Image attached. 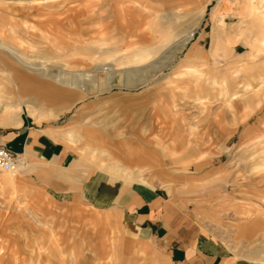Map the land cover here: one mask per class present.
Returning <instances> with one entry per match:
<instances>
[{
	"label": "rangeland",
	"instance_id": "obj_1",
	"mask_svg": "<svg viewBox=\"0 0 264 264\" xmlns=\"http://www.w3.org/2000/svg\"><path fill=\"white\" fill-rule=\"evenodd\" d=\"M15 1L0 4V41L33 63L40 57L53 70L111 68L126 62L120 55L161 46L144 65L115 66L121 74L105 89L90 93L54 121L40 109H22L30 121L47 127L54 141L72 149L86 172L103 171L159 189L195 232L228 249L230 262L264 264V81L257 79L264 75V0H224L217 19L227 33L236 26L241 30L215 45L210 12L218 0H148L149 13L134 7V1L142 0ZM201 5L204 13L191 40L177 50L185 35L178 27ZM165 13L177 17L166 23ZM172 31L177 36L166 42ZM97 46L108 50V56L98 57L99 51L91 50ZM155 61L160 68L135 73ZM95 76L99 83L105 79L102 72ZM10 93L12 100L0 99L6 116L21 112L16 90ZM8 102L12 108H5ZM122 105H129L126 111ZM88 117L124 118L117 132L99 131L102 141L115 143L113 137L121 135L132 142L130 148L150 152L153 138L171 135L182 146L169 154L172 162L166 167L114 165L103 159L107 152L86 148L81 136L92 129L81 119ZM18 158L21 168L16 172L0 171V230L7 216H22L10 222L7 232L20 241L27 236L32 252L27 264H169L152 248L133 255L116 215L82 198L48 192L36 165ZM103 218L107 222L101 226ZM3 234L1 248L8 241V233ZM5 254L8 250L0 249Z\"/></svg>",
	"mask_w": 264,
	"mask_h": 264
},
{
	"label": "crops",
	"instance_id": "obj_2",
	"mask_svg": "<svg viewBox=\"0 0 264 264\" xmlns=\"http://www.w3.org/2000/svg\"><path fill=\"white\" fill-rule=\"evenodd\" d=\"M23 1L16 0L15 2ZM147 1L142 0V3L134 1L133 5L137 10L149 13L151 10ZM2 2L3 0H0V4ZM174 5L176 6L177 3ZM224 6L225 1L218 0L210 12V19L214 24L211 36L212 45L218 41L227 40L234 31L241 30L239 26L232 27L233 32L227 33L224 30L222 21L217 19V15L224 10ZM204 9L205 6L201 5L194 17L190 14L191 18L178 27L185 35L177 44V50L191 40L192 29L202 18ZM171 16L177 17V15L165 13L166 23L170 22ZM174 36H177L175 32H170L165 41L168 42ZM160 48L161 46L155 45L146 46L128 55H120V58L122 57L126 62L111 64L113 66L111 68L98 66L92 72H65L59 69L53 70L47 66V61H41L40 57L37 63H33L14 50L5 48L0 41V99L12 100L9 93L12 94V90H16V106L19 109L22 105L20 113L17 111L8 116L0 110V144L6 146L18 157L36 165L37 174L41 181L46 183L48 192L51 191L69 199L82 198L93 206L106 209L107 212L116 215L119 218L124 245L133 255H139L152 248L161 252L169 264H233L230 262L228 249L211 236L195 232L191 221L187 223L185 215L169 200L161 196L159 189L142 182L127 183L103 171L86 172L79 164V159L76 158L72 149L67 148L61 142L54 141L49 136L47 127L30 121L22 109L23 105L32 110L40 109L48 115L49 120L54 121L90 93L105 89L113 76L121 74L114 68L115 66L132 62L144 65L151 61ZM91 50L99 51L98 57H107L109 53L100 46ZM171 58H174V55ZM158 62L160 61L137 69L135 73L140 74L147 69L160 68ZM98 72L104 73L103 82L96 81L95 74ZM60 73L67 77H59ZM257 79L262 84L264 75L260 74ZM235 98L236 94H233L232 100ZM112 104L107 103L108 106ZM12 105V102H8L5 108H12ZM126 107L122 105L121 111H126ZM80 115L81 113L75 118H80ZM81 120H85L84 126L92 129L81 136L86 148L91 152L96 151L101 154L107 152L103 159L114 165L131 164L140 168L145 164H156L166 167L172 162L169 154L177 152L182 146L177 136L171 138V135H157V138H153L151 142L152 151H137L130 148L129 145L132 142L126 140L125 136H114L113 139H117L115 143L111 139L102 141L100 138L99 131L117 132L116 125L124 120L123 117H103L102 119L88 117ZM143 128L145 131L146 128ZM120 148L123 151H120ZM120 152L126 154V157H119L117 153ZM167 190H170L169 186ZM19 217L22 218V216L15 215L7 216V225L0 230V233H8L7 243L2 244L4 245L2 248L7 249L8 254L0 255V264H27L28 259L32 257L27 236L23 239L24 241H20L7 232L10 230V222ZM100 222L103 226L107 220L103 218ZM58 240L59 236L56 237V241ZM2 248L0 243V249ZM155 256L159 257L157 254Z\"/></svg>",
	"mask_w": 264,
	"mask_h": 264
},
{
	"label": "built area",
	"instance_id": "obj_3",
	"mask_svg": "<svg viewBox=\"0 0 264 264\" xmlns=\"http://www.w3.org/2000/svg\"><path fill=\"white\" fill-rule=\"evenodd\" d=\"M21 168V160L6 146L0 144V171L13 173Z\"/></svg>",
	"mask_w": 264,
	"mask_h": 264
},
{
	"label": "bare ground",
	"instance_id": "obj_4",
	"mask_svg": "<svg viewBox=\"0 0 264 264\" xmlns=\"http://www.w3.org/2000/svg\"><path fill=\"white\" fill-rule=\"evenodd\" d=\"M189 36H191V35H189ZM106 70V69H105Z\"/></svg>",
	"mask_w": 264,
	"mask_h": 264
}]
</instances>
